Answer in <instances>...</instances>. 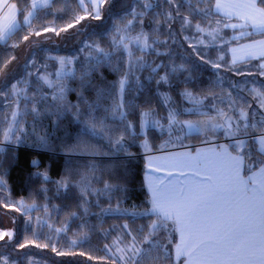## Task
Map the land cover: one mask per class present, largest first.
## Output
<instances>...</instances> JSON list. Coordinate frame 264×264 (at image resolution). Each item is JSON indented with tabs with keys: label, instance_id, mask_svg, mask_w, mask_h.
Masks as SVG:
<instances>
[{
	"label": "trees",
	"instance_id": "trees-1",
	"mask_svg": "<svg viewBox=\"0 0 264 264\" xmlns=\"http://www.w3.org/2000/svg\"><path fill=\"white\" fill-rule=\"evenodd\" d=\"M11 1L16 4L19 27L6 43H0V72L4 70L0 102L10 106L20 95L21 114L41 121V129L44 127L42 131L48 136L45 144L38 146L33 138L14 142L0 136V179L4 181L0 208L36 198L33 179L44 172L52 183L67 184L64 211L71 214L70 240H79L72 249L76 257L62 258L71 254L66 237H52L45 227L33 226L17 216L10 244H21L30 238L49 249L47 256L33 249L36 254L30 264H126L129 240H140L143 235L138 225L150 226V219H157L154 214L141 215L149 210L144 184L145 153L221 139L227 135L222 121L232 120L226 119L222 109L234 118L237 110L251 105L262 129L247 131L245 126L233 133L230 128L229 136L244 140L229 145V149L257 155V138L253 135L264 133V117L255 106L259 103L257 93L264 92V63L262 59H248L232 64L228 48L262 38L264 32H252L246 25L247 34L237 37L238 31L228 27L232 19L215 11L216 0L199 5L201 12L189 17L190 25H184L182 17L189 15V4L194 0H176V7L165 0H107L98 21L88 22L67 38L60 37V44L47 45L35 44L45 27H63L78 18L91 17V9L84 12L76 0H50L49 7L32 10L25 24L24 18L31 11L30 0ZM204 10H208L207 15ZM168 13L173 19H168ZM197 24L203 31L197 30ZM142 32L151 44L144 51L132 42ZM28 35L30 40L24 43ZM121 38L128 44L127 49L120 43ZM27 44L31 48L19 62L21 49ZM79 49L81 56L69 62L74 66L71 74L58 86L50 87L44 72L53 75L56 70L59 59L53 52H57L56 57L70 59L71 53L78 54ZM47 61L50 64L46 65ZM92 66H96L95 70L82 79ZM12 85H16L15 93ZM61 85L65 87L59 98ZM1 106L0 134L4 128ZM145 120L151 127L142 130ZM188 120L194 128H186ZM247 164L245 160V172ZM71 183L86 187L85 194ZM92 203L99 204L100 212L120 210L122 216H115L114 221L108 217L77 220L83 213L97 210ZM167 223L171 234L146 235L149 243L141 248L148 250L150 257L159 254V264H169L165 258L168 256L171 264H179L173 260L176 230L171 222ZM0 248V255H4L7 249ZM53 248L63 254L55 253ZM21 255L30 262L27 253Z\"/></svg>",
	"mask_w": 264,
	"mask_h": 264
},
{
	"label": "snow or ice",
	"instance_id": "snow-or-ice-1",
	"mask_svg": "<svg viewBox=\"0 0 264 264\" xmlns=\"http://www.w3.org/2000/svg\"><path fill=\"white\" fill-rule=\"evenodd\" d=\"M24 2L27 3V0ZM76 2L81 10L88 13L91 9L89 14H94L98 18L104 0H76ZM165 2L176 7V0H165ZM206 2L208 0H194V3L189 4V15L182 17L184 25L191 24L189 17L198 15L201 12L199 5ZM5 6H8L7 0ZM49 6L50 0H43L42 3L40 0H32L31 4L33 10L37 7ZM144 7L151 5L145 4ZM214 7L216 12L223 7L226 9L224 13L226 16L235 14L237 18L244 20L245 25L250 24L254 30L264 32V0H230L223 4L221 0H217ZM11 8L15 9L16 4H11ZM204 11L207 15L208 10ZM32 15L33 12L29 11L28 17ZM167 15L169 20L173 19L172 13ZM176 15H180L178 8ZM28 17L24 19L25 24L29 23ZM17 27L19 25L14 22L11 27L0 30V43H6ZM71 27L73 25L68 24L61 30L67 31V28ZM232 27L235 28L236 25ZM196 28L198 31H203L198 24ZM46 31H55V29L49 28ZM36 34L39 35V32ZM24 39L27 40L28 37L25 36ZM132 42L141 45V51L151 47L148 35L143 32ZM120 43L125 49L128 48L123 38ZM97 50L102 51L99 48ZM61 63L64 61L62 60ZM95 68L96 66H92L85 70L82 79ZM161 80H166V77H162ZM124 83L123 80L120 82L121 90ZM49 86H52L51 83ZM64 87L61 85L59 88L60 98ZM12 90L13 93L16 92V85H12ZM257 96L262 97L264 103V94L257 93ZM16 116L15 112L11 114L13 120ZM241 117H244L243 112ZM187 127L192 128L194 125L189 122ZM9 132L3 133L5 140L10 139ZM261 143L264 144V140H261ZM224 151L227 152V149ZM245 160L248 162L246 175L242 176ZM180 175L183 176L185 173L181 171ZM193 175H200V172H194ZM3 188L4 181L0 179V190ZM151 203V211L157 216V223L152 226L153 231L166 230L169 227L167 223L169 220L179 225L181 243L176 245V257L183 258L182 264H264V147L259 149L256 156L244 155L237 151L236 155H230L225 160L205 166L204 174L194 183L153 190ZM4 236L11 238V233H0V240ZM143 242L149 243L147 236L144 237ZM75 243L76 241L72 242L73 245ZM125 256L126 264H142L144 261L148 264H159L161 258L159 254L150 257L148 250L138 247L136 243L127 248ZM125 256L120 258L124 260ZM165 258L171 264V257ZM0 259L3 260V264H9L8 257H0Z\"/></svg>",
	"mask_w": 264,
	"mask_h": 264
},
{
	"label": "rangeland",
	"instance_id": "rangeland-1",
	"mask_svg": "<svg viewBox=\"0 0 264 264\" xmlns=\"http://www.w3.org/2000/svg\"><path fill=\"white\" fill-rule=\"evenodd\" d=\"M106 1L107 0H104L103 6L100 7V9L101 8L103 9L105 7ZM100 9H99L98 18H96L94 14H91V17L90 16L86 17L83 20L81 18H78L77 20H79V22L77 23V20H76L73 23H71L73 27L67 28V31L61 30V29L66 28L67 25L63 27H58V28H54L53 26L45 27V29L43 30L44 32L40 35V38H38L37 41H35V44L36 45H39V44L47 45V43H52V44L62 43L63 39L60 40L61 39L60 37L67 38L68 36L73 35L74 32H76L77 30L82 29L85 26V24H87L88 22L95 23L96 21H98L103 16V14L100 12ZM32 10L33 9L31 7V11ZM220 11L223 13L224 9L221 8ZM221 12H217V13H219L221 16H225V15H222ZM227 18L232 19V22L228 24V27L230 28L232 27V25H236V27L233 29L239 30V32H236L237 34H235L237 37L242 36L243 34H247L246 32L247 29L244 28L246 25L241 27L245 23L243 19L237 18V15H233V17H227ZM233 19H236V20H233ZM49 28L55 29V31H46V29H49ZM57 32H59L58 35H57ZM27 37H28L27 40L23 38L24 43L29 42L31 35H28ZM30 48H31L30 45L27 44L25 45L23 49H21L20 59L18 60L19 62L22 61L26 57V54L28 53V50ZM247 49H248V46H241L235 50L236 51L235 54L238 55L239 51L244 52ZM56 50H58L59 52L61 51L60 49H56ZM80 52H81V49L77 50L78 54L71 53L70 59H65L63 57H56L57 52H53V55L55 56L54 58L59 59L58 61L59 63L56 64L55 66L56 70L53 73V75H50L47 72H44V74H47V77H46L47 83L48 84L51 83L55 86H58L59 83L63 81L64 78L69 76L74 68V66H71L69 62L72 61L74 63L75 59L81 56ZM62 60L64 61V63H61ZM19 62L16 63V66L19 64ZM47 64H50V62L47 61L46 65ZM3 74H4V70H3V73L0 72V78H2ZM55 91H57V88L55 89ZM262 94H264V92ZM18 99H20V95H18L17 97L13 99V104H11L10 106L5 105L2 102H0V105H2L1 107L3 108V111H4L2 114L3 116L2 121L4 123V128L2 129L0 136L4 138L3 133L9 132L10 130L9 132L10 139H8L10 141H14V142L21 141L22 139H25V138L27 141H30L31 138H33L37 146L44 145L45 138L48 136V134L46 131L44 132L42 131L44 130V127L41 129V125H42L41 121H38L37 119L32 120L26 116L24 117L19 110V107H18L19 100ZM245 107H246L245 109L237 110L235 113L237 115L234 118L228 117L226 114L228 110L222 109V112L227 117L226 119H232V120L222 121L225 124L224 129L226 128V133H225L227 134L226 136H229L228 134L230 133L228 131L230 130V128L233 129L232 130L233 133H236V131L239 129L244 130L245 126H247L246 127L247 131H249L250 129H255V127L256 128L258 127V129H262L259 127L258 117L255 116L253 109H251V105L250 106L246 105ZM189 110H192V109L191 108L187 109V111ZM255 110L259 112L262 115V117H264V103H262V97H259V103H257V105L255 106ZM13 112L17 113L15 120H13L11 117V114ZM241 112L244 113L243 118L241 117ZM188 122L189 120L185 122V125H187ZM147 127H151V125L149 122L145 120L144 122H142V130L146 129ZM186 128L190 129L187 126ZM83 176H87V175L84 174ZM33 183L36 185V190H37L36 198H32L30 202H26L25 200H18L13 205H8L6 207L2 206L3 208H0V233H11V238H9L8 236H4V238L0 240V247H2L3 249H7V250L2 249L4 255H0V257H7L10 255H13L12 258L8 259L9 264H24V261H28V260H23V255L21 254L27 253L28 255L27 258L29 257L30 259V262L29 261L28 262L30 264L33 261V254H36L33 249L39 250L40 253H38V255L40 256L49 255L48 254L49 249L42 248L39 243L33 242L32 240H30V238H26V240L21 244H17V245L10 244L14 237V225H15V220L17 216L19 218H22V220H24L25 222L33 226H39L42 228L45 227L47 231H50V236L52 237H56V235H59V237L61 236L63 238L66 237L68 239L67 248H70V251L68 250L69 251L68 253H71V254L62 255L60 257L62 258H65L67 256H72L73 258L76 257L72 249L73 247H76L79 240H76V243L74 245L72 244V242L75 240L73 239L70 240V237H71L70 236L71 235L70 234L71 232L70 215L71 214L68 215L64 211V205H65L64 203L66 202L67 197H68V194L66 191L67 184L65 182L52 183L51 181L48 180L47 176H45L44 172L38 173L33 179ZM71 184L76 185L81 190V192L85 194L86 187H83L75 183H71ZM0 193H2L1 190H0ZM85 201H87L86 198H85ZM91 207H95L97 208V210L93 211L91 209V212L87 214L83 213L77 220L85 221L87 219L91 221L95 217L97 218L103 217L105 219L106 217H108V220L114 221L116 220V219H113L115 218V216H122V214L119 213L120 210H115L114 213H108L102 209V211L100 212L98 203H92ZM105 215H108V216H105ZM141 215L146 216V215H151V213L147 209L146 211L141 212ZM80 221H77L76 223L80 225L82 234L86 235V232L82 230ZM150 223H151L150 226L148 225L144 226L143 224L138 225V231H140L143 234L141 236V239L137 240L133 237L134 239H132L131 241L129 240L126 248H128L133 243H136V245L141 248V245L144 244L143 242L144 237H146V235L149 236V233H151V235H155L154 237H158L161 233H164V235H166L165 234L166 232H168V234L169 233L171 234V232L168 231V228L166 230L153 231L152 226L157 223V219L155 220L150 219ZM114 242H117V241H114ZM175 245L173 246V249ZM122 247H123L122 245H119V248H122ZM52 251L50 250V252ZM0 252H1V248H0ZM54 252L57 254L63 253L58 250H55ZM20 255H21V258H20ZM1 263L3 264L2 259H0V264Z\"/></svg>",
	"mask_w": 264,
	"mask_h": 264
},
{
	"label": "crops",
	"instance_id": "crops-1",
	"mask_svg": "<svg viewBox=\"0 0 264 264\" xmlns=\"http://www.w3.org/2000/svg\"><path fill=\"white\" fill-rule=\"evenodd\" d=\"M40 2L42 3L43 0H40ZM228 2H230V0H221L222 4ZM30 3L32 4V0H30ZM7 4L8 6L6 7L5 0H0V30L5 27H11L14 22L19 25V21L17 19V8H11V4H14L11 0H7ZM225 11L226 9H224L223 13L221 11L219 12H221L222 15H225ZM227 17H233V15ZM244 25L245 23L241 27ZM247 26L252 32H262L254 30L250 24ZM230 28L233 29V27ZM236 31L239 32V30ZM241 46H248V49L244 52L239 51L238 55H236L235 50ZM228 56L232 64L248 59H262L264 61V37L229 46ZM261 140H264V138L257 140L258 150L264 147ZM224 149H227V152H225ZM236 153L237 152L230 150L227 145L215 144L212 142L199 144L192 148L178 147L157 152H146L144 157V184L149 194V212L156 215L151 211L153 190L158 191L163 189L165 186L181 187L194 183L200 179V175L204 174L205 166L210 165L213 162L225 160L228 156L236 155ZM244 169L245 167L241 171L242 176L246 175ZM181 171H183L185 175H180ZM198 171L200 172V175L194 176L193 173ZM169 222L172 223L176 230L177 241L175 244L178 245L181 243V234L178 230L179 225L175 224L172 220H169ZM176 245L173 249V260L182 264L183 258L178 259L176 257Z\"/></svg>",
	"mask_w": 264,
	"mask_h": 264
}]
</instances>
